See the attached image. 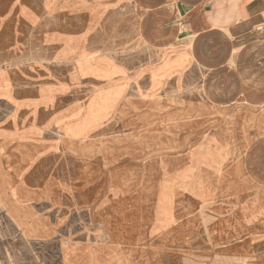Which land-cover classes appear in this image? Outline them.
Masks as SVG:
<instances>
[{
    "label": "rangeland",
    "instance_id": "rangeland-1",
    "mask_svg": "<svg viewBox=\"0 0 264 264\" xmlns=\"http://www.w3.org/2000/svg\"><path fill=\"white\" fill-rule=\"evenodd\" d=\"M13 5L33 14L0 65V135L21 136L0 158L17 175L56 151L86 198L105 192L101 218L88 209L66 236L91 248L83 261L263 264L264 34L179 39L180 64L142 41L132 0ZM52 194L0 190V264L65 263L62 242L28 240L20 229L50 232L15 218V200Z\"/></svg>",
    "mask_w": 264,
    "mask_h": 264
},
{
    "label": "crops",
    "instance_id": "crops-1",
    "mask_svg": "<svg viewBox=\"0 0 264 264\" xmlns=\"http://www.w3.org/2000/svg\"><path fill=\"white\" fill-rule=\"evenodd\" d=\"M132 3L141 14L142 41L155 48L160 57L180 64H185L187 59L184 48L177 44L179 39L222 30L232 31L235 38L264 34V0H132ZM31 13L27 6H14L13 0H0V65L15 48L28 44ZM146 15L148 22L143 23ZM164 44H168V47ZM156 45L160 48H156ZM26 72L29 73L28 70ZM18 137L21 136L0 135V144H3L0 149L7 144L18 143ZM27 139L42 143L33 137ZM59 157V152H45L31 165L21 168L16 175L9 167L8 153L2 152L0 190H23L38 195L51 188L53 194L48 198L38 197L26 202L15 200L14 206L16 219L20 218L30 228L48 230L49 235L36 236L29 229H20L21 234L30 241L49 239L62 242L64 264H90L83 261H87L91 252L85 240L76 241L71 238L69 242L66 236L69 229L73 233H80L82 226L79 220L84 214L88 216V209H92L94 218H101L105 192L102 189L97 192L90 190L86 198L84 194L90 184L86 180L77 179Z\"/></svg>",
    "mask_w": 264,
    "mask_h": 264
},
{
    "label": "bare ground",
    "instance_id": "bare-ground-1",
    "mask_svg": "<svg viewBox=\"0 0 264 264\" xmlns=\"http://www.w3.org/2000/svg\"><path fill=\"white\" fill-rule=\"evenodd\" d=\"M177 29H178V28H177ZM161 33H163V32L161 31ZM170 33H171V32H170ZM172 34H173V33H172ZM172 34H171L170 36H173ZM182 35H183V34H182ZM158 36H159V35H158ZM158 36H157V37H158ZM174 36H175V34H174ZM163 37H164V36H163ZM167 38H168V37H166V39H167ZM162 41H163V40H162ZM158 43H159V42H158ZM158 43H157V45H159L161 42H160L159 44H158ZM166 43H167V42H166ZM157 45H156V48H157V47L160 48V46H157ZM160 45L162 46V44H160ZM164 45H167V47H168V44H164ZM163 48H164V47H163ZM164 49H165V48H164ZM159 87H160V86H159Z\"/></svg>",
    "mask_w": 264,
    "mask_h": 264
}]
</instances>
